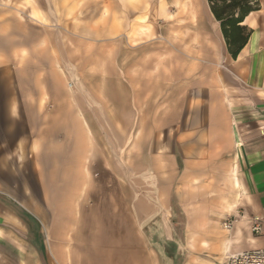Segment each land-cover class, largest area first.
I'll return each instance as SVG.
<instances>
[{
	"label": "crops",
	"instance_id": "crops-1",
	"mask_svg": "<svg viewBox=\"0 0 264 264\" xmlns=\"http://www.w3.org/2000/svg\"><path fill=\"white\" fill-rule=\"evenodd\" d=\"M179 7L147 36V115L133 146L104 149L88 111L99 99L64 101L71 123L50 137L39 96L25 103L20 84H0V175L35 166L34 184L0 178V264H215L217 249L248 250L230 241L256 237L264 216V6L241 23L249 37L236 57L208 0ZM15 24L0 19V41L15 42ZM7 50L0 68L25 54ZM100 167L122 195H101Z\"/></svg>",
	"mask_w": 264,
	"mask_h": 264
},
{
	"label": "rangeland",
	"instance_id": "rangeland-1",
	"mask_svg": "<svg viewBox=\"0 0 264 264\" xmlns=\"http://www.w3.org/2000/svg\"><path fill=\"white\" fill-rule=\"evenodd\" d=\"M251 1L264 6V0ZM187 3L192 6L194 0H0V19L16 22L15 42L0 41V52L6 55L12 48L21 56L25 53L18 66L2 63L0 84H20L25 103H30L27 96H39V114L44 121L39 126H44L50 137L62 138L64 128L71 123L63 118L68 110L63 108L64 101L74 106L81 100H101L102 107L88 111L97 118L93 126L102 131L99 137L104 149H125L132 143L129 136L139 126L134 121L147 115V36H156L161 20L169 14L167 9L172 5L182 8ZM32 85L41 91L31 92ZM142 104L146 106H137ZM24 128L27 131V125ZM7 158L9 165L15 164V159ZM47 163L40 157V168L49 166ZM33 167L27 163L18 176L13 170L0 178L14 186L16 176L21 184H34ZM111 174L100 167L101 195H122V189L116 193L107 187ZM230 242L245 249L264 248V236L242 234ZM226 249L212 253L215 264L225 263Z\"/></svg>",
	"mask_w": 264,
	"mask_h": 264
},
{
	"label": "trees",
	"instance_id": "trees-1",
	"mask_svg": "<svg viewBox=\"0 0 264 264\" xmlns=\"http://www.w3.org/2000/svg\"><path fill=\"white\" fill-rule=\"evenodd\" d=\"M215 18L221 23L223 35L233 57H236L246 44L249 32L241 26L245 18L259 10V2L251 0H208Z\"/></svg>",
	"mask_w": 264,
	"mask_h": 264
},
{
	"label": "built area",
	"instance_id": "built-area-1",
	"mask_svg": "<svg viewBox=\"0 0 264 264\" xmlns=\"http://www.w3.org/2000/svg\"><path fill=\"white\" fill-rule=\"evenodd\" d=\"M232 224L231 221L227 222L225 228L231 229ZM251 232L256 237L264 236V216L253 219ZM224 264H264V248H253L229 253Z\"/></svg>",
	"mask_w": 264,
	"mask_h": 264
}]
</instances>
